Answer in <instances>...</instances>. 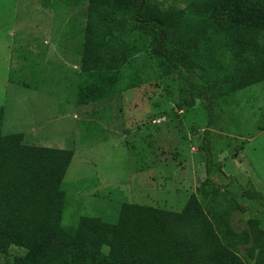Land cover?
<instances>
[{"label":"rangeland","instance_id":"rangeland-1","mask_svg":"<svg viewBox=\"0 0 264 264\" xmlns=\"http://www.w3.org/2000/svg\"><path fill=\"white\" fill-rule=\"evenodd\" d=\"M87 13V0H0L3 134L19 135L26 147L73 151L61 185L68 197L63 228L82 219L115 225L123 208L182 212L206 180L209 160L222 163L234 191L264 193V82L228 94L219 113L204 100L191 107L189 85L146 58L152 37L132 32L130 88L92 97L84 89L92 79L82 74ZM244 203L251 212L233 214L238 232L249 216L264 221V203ZM22 254L0 251V264Z\"/></svg>","mask_w":264,"mask_h":264},{"label":"trees","instance_id":"trees-1","mask_svg":"<svg viewBox=\"0 0 264 264\" xmlns=\"http://www.w3.org/2000/svg\"><path fill=\"white\" fill-rule=\"evenodd\" d=\"M87 1L82 74L92 79L84 88L92 97L130 88L132 32L152 37L146 58L189 85L191 107L204 100L219 113L228 94L264 82V0H181L184 8L178 0L168 8L160 0ZM4 115L0 108V251H21L15 264H247L243 252L249 264H264V221L249 216L238 232L232 220L235 212L250 214L244 201L264 203V193L234 191L212 160L182 212L123 208L115 225L82 219L63 228L61 185L73 151L24 146L19 135L3 134Z\"/></svg>","mask_w":264,"mask_h":264}]
</instances>
